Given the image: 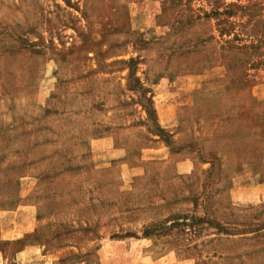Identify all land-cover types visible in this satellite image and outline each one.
Instances as JSON below:
<instances>
[{"label": "rangeland", "instance_id": "374dc122", "mask_svg": "<svg viewBox=\"0 0 264 264\" xmlns=\"http://www.w3.org/2000/svg\"><path fill=\"white\" fill-rule=\"evenodd\" d=\"M18 175L55 264L128 238L264 264V0H0V190Z\"/></svg>", "mask_w": 264, "mask_h": 264}, {"label": "crops", "instance_id": "0c3cea01", "mask_svg": "<svg viewBox=\"0 0 264 264\" xmlns=\"http://www.w3.org/2000/svg\"><path fill=\"white\" fill-rule=\"evenodd\" d=\"M11 179L17 184L16 191L10 194L0 190V264H55L52 254L59 252L55 245L59 233L56 217L51 213H39L37 203L30 197V185H34L32 177L18 175ZM139 245L149 247L150 242L131 238L106 240L99 250L101 264L188 262L175 255H139L136 249Z\"/></svg>", "mask_w": 264, "mask_h": 264}, {"label": "trees", "instance_id": "16d2710c", "mask_svg": "<svg viewBox=\"0 0 264 264\" xmlns=\"http://www.w3.org/2000/svg\"><path fill=\"white\" fill-rule=\"evenodd\" d=\"M257 118V117H256ZM258 119H260V117L258 118ZM258 126V125H257Z\"/></svg>", "mask_w": 264, "mask_h": 264}]
</instances>
